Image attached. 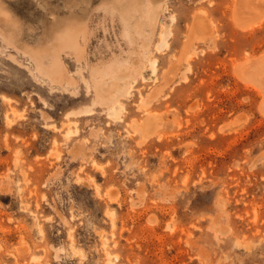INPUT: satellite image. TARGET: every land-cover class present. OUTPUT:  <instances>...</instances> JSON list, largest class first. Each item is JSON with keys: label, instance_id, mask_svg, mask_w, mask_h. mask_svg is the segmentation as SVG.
<instances>
[{"label": "rangeland", "instance_id": "1", "mask_svg": "<svg viewBox=\"0 0 264 264\" xmlns=\"http://www.w3.org/2000/svg\"><path fill=\"white\" fill-rule=\"evenodd\" d=\"M102 2L0 0L27 46L0 32V264H264V94L242 79L264 56V20L242 28L236 0H168L144 49ZM53 16L89 26L59 83L29 52ZM114 58L140 67L119 80L116 116L92 75Z\"/></svg>", "mask_w": 264, "mask_h": 264}, {"label": "bare ground", "instance_id": "2", "mask_svg": "<svg viewBox=\"0 0 264 264\" xmlns=\"http://www.w3.org/2000/svg\"><path fill=\"white\" fill-rule=\"evenodd\" d=\"M167 1L168 0H103L98 10L104 12L106 15L119 18L123 28V35L128 42L130 44H135L136 36L138 38H143L144 42L142 47L146 49L149 44L147 34L154 32L159 22L160 15L167 9ZM235 5V20L238 21L242 28H253L256 24V17L261 18V21L264 20V0H236ZM71 7L74 9V3L71 4ZM50 20L48 25L46 24V35L42 46H39L37 49H30V51L28 48L31 55L28 54L35 60L36 69L49 77L53 82L70 81L62 59V53L71 52L78 59L85 56L84 38L87 32H89L88 20L84 17H78L66 23L69 20L60 22L55 16H53L51 21ZM210 23L212 22H209V20L202 15H198L193 22L191 39L204 40L209 37L212 30L210 29ZM169 31V26L162 25V39L161 42L159 41L161 45L166 43L165 38ZM0 32L7 43L14 45L17 49H27V46L23 45L19 39V22L1 8ZM87 41L88 40H86V42ZM247 58L244 63V71L242 70V79L244 80L245 78V80H249L254 83V85L256 84L261 88L264 94V56L261 58L262 61H260V59L258 61L257 59L258 62L255 64L249 62ZM150 61L153 72H156V61ZM136 63H133V66L129 67V60H126V58L125 60L114 58L110 62L104 63V65L95 64L92 67L93 82L95 84L97 98L101 103L109 106L110 113L114 116L118 115L124 108V104L119 97L130 92L128 87L118 90L119 80L135 79L140 73V67ZM116 71H118L119 74ZM133 126L136 129H141L144 134L150 132L151 126L149 125V119L134 121ZM69 133H72V131Z\"/></svg>", "mask_w": 264, "mask_h": 264}]
</instances>
